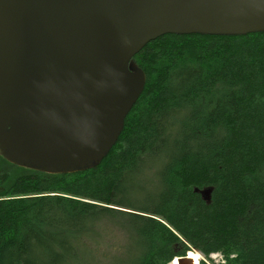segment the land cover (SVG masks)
<instances>
[{
  "label": "trees",
  "instance_id": "16d2710c",
  "mask_svg": "<svg viewBox=\"0 0 264 264\" xmlns=\"http://www.w3.org/2000/svg\"><path fill=\"white\" fill-rule=\"evenodd\" d=\"M131 64L144 90L98 165L46 174L0 157V264H96L107 228L115 264L192 250L264 264V33L168 34Z\"/></svg>",
  "mask_w": 264,
  "mask_h": 264
},
{
  "label": "water",
  "instance_id": "95a60500",
  "mask_svg": "<svg viewBox=\"0 0 264 264\" xmlns=\"http://www.w3.org/2000/svg\"><path fill=\"white\" fill-rule=\"evenodd\" d=\"M264 33V0H0V157L71 174L101 162L164 35ZM206 195V193H205Z\"/></svg>",
  "mask_w": 264,
  "mask_h": 264
},
{
  "label": "rangeland",
  "instance_id": "374dc122",
  "mask_svg": "<svg viewBox=\"0 0 264 264\" xmlns=\"http://www.w3.org/2000/svg\"><path fill=\"white\" fill-rule=\"evenodd\" d=\"M107 228L106 231H109L107 236H103V240L100 244L97 245V247H93V249L96 252V258L98 257L99 259L97 260L96 264L100 262V260L103 259V261L108 258V263L109 264H115L117 259L116 258H111L114 256H118L120 252V237L117 234V230L114 228L109 229ZM196 251V250H192ZM198 252V251H197ZM199 253V252H198ZM210 259L213 262H218L221 260V256L219 254L211 255ZM199 262H204L206 264H210V261L203 258L200 254V261ZM95 264V262L93 263Z\"/></svg>",
  "mask_w": 264,
  "mask_h": 264
},
{
  "label": "bare ground",
  "instance_id": "6f19581e",
  "mask_svg": "<svg viewBox=\"0 0 264 264\" xmlns=\"http://www.w3.org/2000/svg\"><path fill=\"white\" fill-rule=\"evenodd\" d=\"M200 253L189 251L183 258H176L170 264H200Z\"/></svg>",
  "mask_w": 264,
  "mask_h": 264
}]
</instances>
